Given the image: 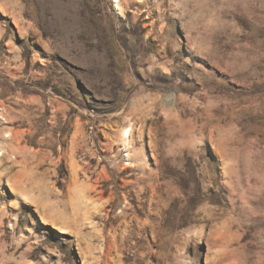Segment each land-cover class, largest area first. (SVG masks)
I'll return each mask as SVG.
<instances>
[{
	"label": "rangeland",
	"instance_id": "rangeland-1",
	"mask_svg": "<svg viewBox=\"0 0 264 264\" xmlns=\"http://www.w3.org/2000/svg\"><path fill=\"white\" fill-rule=\"evenodd\" d=\"M2 145L0 264H264V0H0Z\"/></svg>",
	"mask_w": 264,
	"mask_h": 264
},
{
	"label": "bare ground",
	"instance_id": "bare-ground-1",
	"mask_svg": "<svg viewBox=\"0 0 264 264\" xmlns=\"http://www.w3.org/2000/svg\"><path fill=\"white\" fill-rule=\"evenodd\" d=\"M127 133V132H126ZM0 151H3V152H8L9 150H8V146H4V145H2V146H0ZM9 153V152H8ZM1 155H3V154H1ZM1 160V159H0ZM76 173V172H75ZM22 195H24V193L22 194ZM26 196V195H25ZM24 196V198H26ZM28 198V197H27Z\"/></svg>",
	"mask_w": 264,
	"mask_h": 264
}]
</instances>
